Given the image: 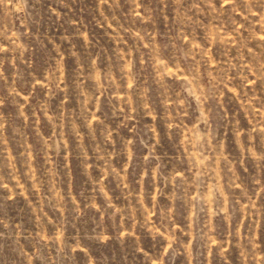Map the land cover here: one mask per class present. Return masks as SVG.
<instances>
[{
	"label": "rangeland",
	"instance_id": "obj_1",
	"mask_svg": "<svg viewBox=\"0 0 264 264\" xmlns=\"http://www.w3.org/2000/svg\"><path fill=\"white\" fill-rule=\"evenodd\" d=\"M0 264H264V0H0Z\"/></svg>",
	"mask_w": 264,
	"mask_h": 264
}]
</instances>
